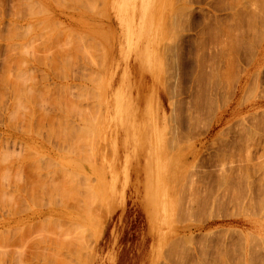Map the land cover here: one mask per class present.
Segmentation results:
<instances>
[{
	"label": "rangeland",
	"instance_id": "obj_1",
	"mask_svg": "<svg viewBox=\"0 0 264 264\" xmlns=\"http://www.w3.org/2000/svg\"><path fill=\"white\" fill-rule=\"evenodd\" d=\"M57 1L0 0V264H264V0Z\"/></svg>",
	"mask_w": 264,
	"mask_h": 264
},
{
	"label": "bare ground",
	"instance_id": "obj_2",
	"mask_svg": "<svg viewBox=\"0 0 264 264\" xmlns=\"http://www.w3.org/2000/svg\"><path fill=\"white\" fill-rule=\"evenodd\" d=\"M56 1H57V0H56ZM58 1H59V0H58ZM58 1H57V2H58ZM89 1H91V0H89ZM237 1H238V0H237ZM258 1H259V0H258ZM258 1H257V2H258ZM99 2H100V1H99ZM101 2H102V1H101ZM255 2H256V1H255ZM255 2H254V3H255ZM262 2H263V1H262ZM60 3H61V2H60ZM87 3H89V2H87ZM243 4H244V3H243ZM257 4H258V3H257ZM259 4H260V3H259ZM58 5H59V4H58ZM87 6H89V5L87 4ZM90 6H91V5H90ZM90 6H89V7H90ZM91 8H92V7H91ZM93 8H94V7H93ZM257 8H258V6H257ZM255 11H256V10H255ZM255 11H254V12H255ZM257 11H258V9H257ZM257 11H256V12H257ZM104 12H105V11H104ZM256 12H255V13H256ZM105 13H106V12H105ZM102 14H103V12H102ZM259 14H260V13H259ZM243 16H244V15H243ZM105 19H106V18H105ZM54 22H55V21H54ZM55 23H56V22H55ZM38 24H39V23H38ZM17 27H18V26L16 25V28H17ZM47 28H48V27H47ZM65 30H66V29H65ZM228 30H229V29H228ZM226 31H227V30L224 29V33H225ZM230 32H231V31L229 30V31H228L227 33H225V34H227V36H228V33H230ZM70 33H71V32H70ZM44 34H47L46 31H45ZM68 34H69V33H68ZM68 34H67V35H68ZM72 34H73V33H72ZM42 35H43V33H42ZM69 35H70V34H69ZM76 35H77V34H76ZM230 35H231V34H230ZM45 36H46V35H45ZM82 36H83V35H82ZM82 36H81V37H82ZM224 36H225V35H224ZM227 36H225V37H227ZM40 37H41V36H40ZM43 37H44V36H43ZM76 37H78V36H76ZM229 37H230V36H229ZM66 38H67V37H66ZM68 38H69V37H68ZM71 38H72V37H71ZM78 38H79V37H78ZM82 38H83V37H82ZM45 39H46V38H45ZM89 39H90V38H89ZM223 39H224V38H223ZM225 39H226V38H225ZM228 39H229V38H228ZM43 40H44V39H43ZM70 40H71V39H70ZM75 40H76V39H75ZM226 40H227V39H226ZM226 40H223V41H226ZM46 41H47V40H46ZM71 41H72V40H71ZM83 41H84V40H83ZM227 41H228V40H227ZM56 42H57V41H56ZM80 42H81V40H80ZM220 42H221V41H220ZM228 42H229V41H228ZM50 43H51V41H50ZM68 43H70V42H68ZM68 43H66V44H68ZM74 43H75V42H74ZM85 43H86V41H85ZM223 43H225V42H221L220 44H223ZM231 43H232V42H231ZM63 44H64V43H63ZM218 44H219V43H218ZM220 44L217 45V46H220ZM53 45H54V43H53ZM61 45H62V44H61ZM61 45H59L60 48H62ZM68 45H69V44H68ZM223 45H225V44H223ZM230 45H231V44H230ZM75 46H76V44H75ZM87 46H88V47H91V45L89 46V44H87ZM97 46H98V44H97ZM12 47H13V46H12ZM54 47H55V46H54ZM57 47H58V46H57ZM69 47H70V46H69ZM72 47H73V46H72ZM225 47H227V45H225ZM65 48H67V47H65ZM96 48H97V47H96ZM96 48H95V51H96ZM221 48H222V47H221ZM90 49H92V48H89V50H90ZM93 49H94V47H93ZM218 49H219V48H218ZM222 49H223V48H222ZM225 49H226V48H225ZM49 50H50V48H49ZM61 50H62V49H61ZM61 50H60V51H61ZM75 50H78V48L75 49ZM97 50H98V49H97ZM220 50H221V49H220ZM227 50H229V49L227 48ZM227 50H226V51H227ZM56 51H57V50H56ZM62 51H63V50H62ZM70 51H71V50H70ZM78 51H82V50L79 49ZM91 51H92V50H91ZM218 51H219V50H218ZM226 51H225V53H226ZM50 52H51V50H50ZM57 52H58V51H57ZM64 52H65V51H64ZM83 52H84V51H83ZM97 52H99V50H98ZM222 52H223V50H222ZM51 53H52V52H51ZM227 53H228V52H227ZM54 54H55V53H54ZM56 54H57V53H56ZM84 54H85V52H84ZM84 54H83V55H84ZM217 54H218V53H217ZM220 54H221V53H220ZM61 55H62V54H61ZM99 55H100V53H99ZM101 55H102V54H101ZM36 56H37V55H36ZM64 56H65V55H64ZM90 56H91V55H90ZM93 56H94V55H93ZM218 56H219V55H218ZM55 57H56V56H55ZM59 57H60V56H59ZM65 57H66V56H65ZM84 57H85V56H84ZM88 57H89V56H88ZM95 57H96V55H95ZM219 57H220V56H219ZM219 57H217V59H218ZM222 57H223V55H222ZM226 57H227V55H225V58H226ZM51 58L53 59V57H51ZM67 58H68V56H67ZM96 58H98V57H96ZM225 58H224V60H225ZM227 58H228V57H227ZM61 59H62V58H61ZM64 59H65V58H64ZM69 59H70V58H69ZM98 59H100V57H99ZM101 59H102V57H101ZM85 60H86V59H85ZM94 60H96V59H94ZM220 60H221V59H219V61H220ZM54 61H55V60H54ZM58 61H59V60H58ZM91 61H92V59H91ZM225 61H226V60H225ZM100 62H102V60H101ZM100 62L97 63V61H96L97 64H100ZM89 63H90V61H89ZM96 63H95V64H96ZM58 64H59V63H58ZM90 64H91V63H90ZM92 64H94V63L92 62ZM215 64H216V63H215ZM17 65H18V64H17ZM17 65H16V66H17ZM16 66H15V67H16ZM82 66H83V65H82ZM214 66H215V65H214ZM58 67H59V66H58ZM101 68H103V67L101 66ZM210 68H211V67H210ZM214 68H215V67H213V69H214ZM18 69H19V68H18ZM61 69H62V68H61ZM99 69H100V68H99ZM19 70H20V69H19ZM58 70H59V69H58ZM89 71H90V70H89ZM9 72H10V71H9ZM17 72H18V71H17ZM84 72H85V71H84ZM211 72H212V71H211ZM217 72H218V70H217L215 73H217ZM92 73H95V71L92 72ZM62 74H63V73H62ZM212 74H213V73H212ZM7 75H8V74H7ZM9 75H10V73H9ZM9 75H8V76H9ZM95 75H96V74H95ZM215 75H216V74H215ZM59 76H60V75H59ZM63 76H64V74H63ZM83 76H84V77H82V78H84V79L87 77V76L85 77V75H83ZM97 76H98V75H97ZM217 76H218V75H217ZM62 78H63V77H62ZM88 78H89V77H88ZM214 78H215V77H214ZM94 79H96V78H94ZM85 80H86V79H85ZM241 80H242V77H241V78H238V82H239V83L241 82ZM7 83H8V82H7ZM247 83H248V82H247ZM11 84H12V83H11ZM2 85H3V84H2ZM13 85H14V84H13ZM73 86H74V85H73ZM4 87H5V86H4ZM13 87H14V86H13ZM54 87H55V86H54ZM63 87H64V86H63ZM87 87H88V86H87ZM59 88H60V86H59ZM65 88H66V87H65ZM68 88H69V87H68ZM68 88H67V89H68ZM16 89H17V88H16ZM73 89H74V87H73ZM89 89H90V87H89ZM236 89H238V86L235 87V90H233V93L236 92ZM57 90H58V89H57ZM15 91H16V90H15ZM93 91H94V90H93ZM50 92H51V91H50ZM70 92H71V90H70ZM70 92H69V93H70ZM18 93H19V90H18ZM26 93H27V91H26ZM53 93H54V92H53ZM242 93H243V92H242ZM14 94H15V93H14ZM45 94H46V93H45ZM83 94H84V93H83ZM72 95H73V94H72ZM77 95H78V94H77ZM87 95H88V94H87ZM91 95H92V94H91ZM94 95H95V94H94ZM99 95H100V94H99ZM233 95H234V94H233ZM15 96H16L15 99H17V100H16V102H17V101H18L17 92H16ZM50 96H53V95H50ZM78 96H79V95H78ZM240 96H242V95H239V98H241ZM28 97H29V96H28ZM30 97H31V96H30ZM57 97H58V96H57ZM67 97H68V96H66V100H67ZM80 97H82V96L80 95L78 98H80ZM87 98H88V97H87ZM92 98H93V97H92ZM96 98H97V97H96ZM84 99H86V98H84ZM53 100H54V99H53ZM69 100H70V99H69ZM60 101H61V100H60ZM18 102H19V101H18ZM67 102H69V101H67ZM15 104H16V103H15ZM53 104H54V103H53ZM16 105H18V104H16ZM74 105H75V104H74ZM96 106H97V105H96ZM79 107H80V106H79ZM80 108H81V107H80ZM91 109H92V107H91ZM89 110H90V109H89ZM79 111H80V110H79ZM79 111H77L78 114H79ZM69 112H70V111H69ZM71 114H73V113H71ZM78 114H76V115H78ZM76 115H75V116H76ZM79 115H81V114H79ZM72 116H73V115H72ZM77 117H78V116H77ZM85 117H86V116H85ZM78 119H79V118H78ZM78 119H77V120H78ZM82 119H83V118H82ZM196 120H197V119H196ZM216 120H217V119H214V120L210 121L209 126L211 127L215 122H218V121H219V120H218V121H216ZM82 121H83V120H82ZM97 123H98V121H97ZM97 123H95V124H97ZM87 124H88V122H87ZM92 124H93V123H92ZM191 126H192V124H191ZM74 127H75V126H74ZM79 127H80V126H79ZM71 128H72V127H71ZM74 129H75V128H74ZM76 129H77V128H76ZM94 130H95V129H94ZM80 131H81V130H80ZM74 132H75V131H74ZM205 132H206V131H205ZM70 133H71V132H70ZM72 133H73V132H72ZM72 133H71V134H72ZM171 133H172V132H171ZM67 134H69V133H67ZM75 134H76V133H75ZM75 136H78V135H75ZM91 136H92V135H91ZM83 137H84V136H83ZM88 137H89V136H88ZM92 137H93V136H92ZM70 138H71V137H69V139H70ZM76 138H77V137H76ZM185 138H186V137H185ZM185 138L183 137V139H185ZM189 138H190V137H189ZM88 139H89V138H88ZM180 139H181V138H180ZM70 140H71V139H70ZM74 140H75V139H74ZM89 140H90V139H89ZM166 140H167V139H166ZM74 142H75V141H74ZM79 142H81V141H79ZM83 142H84V141H83ZM182 142H183V141H182ZM182 142H181V143H182ZM185 142H187V141H185ZM197 142H200V141H197ZM86 143H87V142H86ZM86 143H85V144H86ZM189 143H190V141H189ZM76 144H77V142H76L74 145H76ZM87 144H88V143H87ZM91 144H92V143H91ZM190 144L193 145V150H192V152L195 153V154L193 155V157H194L195 155L198 154V149H199V148H197V146H196V141H195V143H193V144L190 143ZM198 144H199V143H198ZM198 144H197V145H198ZM70 145H71V144H70ZM78 145H79V144H78ZM80 145H81V144H80ZM80 145H79V146H80ZM186 145H187V144H184V143H183V146L186 147ZM203 145H204V144H203ZM81 146H82V145H81ZM81 146H80V147H81ZM87 147L89 148V146H87ZM180 147H181V145L179 146V148H180ZM189 147H190V145H189ZM189 147H188L187 149H190ZM200 147H201V145H200ZM74 148H75V146H74ZM77 148H79V147L77 146ZM179 148H178V150H179ZM108 149H109V148H108ZM182 149H183V147H182ZM74 150H76V149H74ZM86 150H87V149H86ZM68 151H69V150H68ZM77 151H78V150H77ZM179 151H181V152H179V154H180V153H182V151H184V150H179ZM1 152H3V151H1ZM177 152H178V151H177ZM71 153H72V152H71ZM87 153H88V152H87ZM87 153H85V154H87ZM79 155H80V154H79ZM89 155H90V154H89ZM176 155H177V154H176ZM83 156H84V154H83ZM178 156H179V155H178ZM178 156L176 157L177 159H179L181 155H180L179 157H178ZM187 157H188V156H187ZM3 159H4V158H3ZM87 159H88V158H87ZM173 159H174V158H173ZM222 159H223V158H222ZM222 159H221V160H222ZM90 161H91V160H90ZM34 162H35V161H34ZM34 162H33V163H34ZM93 162H94V161H93ZM177 162H178V160H177ZM177 162H176L175 165H176L177 167L181 166V165H177V164H178ZM36 163H37V162H36ZM182 164H183V163H182ZM95 165H96V164H95ZM34 166H35V165H34ZM98 166H99V165H98ZM176 166H175V170H176ZM35 167H36V166H35ZM181 167H182V166H181ZM181 167H180V169H181ZM190 167H191V166H190ZM188 168H189V166H188ZM178 169H179V168H178ZM98 170H100V169H98ZM181 170H183V168H182ZM187 170H188V169H186V173H187ZM177 171H178V170H177ZM177 171H175V173H177ZM180 172H183V173H184L185 171L183 170V171H180ZM180 172H178V173H180ZM178 173H177V174H178ZM183 173H182V174H183ZM4 174H5V173H4ZM4 174L2 175V177L4 176V179H6ZM182 174H180L179 176L181 177ZM69 175H70V174H69ZM185 175H186V174H184V176H185ZM6 176H7V175H6ZM78 176H79V175H78ZM72 179H73V178H72ZM83 179H85V177H84ZM86 179H88V178H86ZM86 179H85V180H86ZM61 180L63 181V179H61ZM85 180H83L84 183H86ZM2 181H3V180H2ZM27 181H28V180H27ZM43 181H44V180H43ZM71 181H72V180H71ZM71 181L69 180V182H71ZM36 182H37V181H36ZM36 182H35V183H36ZM67 182H68V181H67ZM30 183H32V182H30ZM33 183H34V182H33ZM76 183H77V182H76ZM84 183H82V185H83ZM92 183H93V182H92ZM67 184H68V183H67ZM32 185H33V184H32ZM91 185H92V184H91ZM2 186H3V185H2ZM4 186H5V185H4ZM67 186H68V185H67ZM75 186H76V185H75ZM77 186H78V185H77ZM42 187H43V186H42ZM57 187H58V186H57ZM3 188H4V187H3ZM24 188H25V187H24ZM29 188H30V187H29ZM68 188H69V187H68ZM73 188H74V183H73ZM73 188H72V189H73ZM75 188H76V187H75ZM78 188H81V187H78ZM78 188H77V189H78ZM64 189H65V187H64ZM82 189H83V188H82ZM86 189H88V188H86ZM52 190H53V189H52ZM59 190H60V189H59ZM62 190H63V187H62ZM90 190H91V189H90ZM72 191H73V190H72ZM72 191H71V192H72ZM76 191H77V190H76ZM83 191H84V190H83ZM86 191H87V190H86ZM91 191H92V190H91ZM93 191H94V190H93ZM69 192H70V191H69V189H68V193H69ZM79 192H80V191H79ZM81 192H82V191H81ZM84 192H85V191H84ZM2 193H3V191H2ZM66 193H67V192H66ZM82 193H83V192H82ZM50 194H51V193H50ZM63 194H65V193H63ZM69 194H70V193H69ZM72 194H73V192H72ZM72 194H71V195H72ZM74 194H75V192H74ZM90 194H91V193L88 192L87 194H84V195H87V198H88V199H93V198L96 196V195H94L92 198H90V197L93 195V192H92V195H90ZM94 194H95V193H94ZM0 195H1V193H0ZM84 195H83V196H84ZM60 196H61V195H60ZM73 196H75V195H73ZM76 196H78V195H76ZM88 196H90V197H88ZM68 197H69V196H68ZM85 197H86V196H84V198H85ZM56 198H57V197H56ZM81 198H83V197H82V194H81ZM84 198H83L82 200H84V203L87 201V204H88L89 200H88L87 198H85V199H84ZM62 199H63V197L61 198L60 202L62 201ZM64 199H65V200L62 201L61 204H63L64 202L68 201V200H67V197H64ZM69 199H70V198H69ZM76 199H77V198H76ZM95 199H96V197H95ZM85 200H86V201H85ZM97 200H98V199H97ZM90 201H91V200H90ZM92 201H93V200H92ZM57 202H58V201H57ZM60 202H59V203H60ZM70 202H71V200H70ZM70 202H69V203H70ZM74 202H75V201H74ZM77 202H78V201H77ZM77 202H76V203H77ZM79 202H81L80 198H79ZM94 202L96 203V202H98V201L94 200ZM69 203H68V204H69ZM76 203H75V204H76ZM92 203H93V202L90 203L91 205L89 204L90 206H89V205H88V206L86 205L87 209H86V207H85V209L83 208L84 205L81 206V208H83L84 213H88V212H85V210L88 211V207H91V206L93 205ZM48 204H49V203H48ZM66 204H67V203H66ZM75 204H74V205H75ZM81 204H82V203H81ZM85 204H86V203H85ZM98 204H99V203H98ZM71 205H72V204H69L68 206H71ZM76 205L79 206L78 203H77ZM76 205H75V207H76ZM68 206L66 205L67 209H68ZM78 206H77V208H78ZM95 206H96V204H95ZM1 207H2V206H1ZM63 207H64V205H63ZM69 208H70V207H69ZM71 208H72V206H71ZM92 208H93V207H92ZM92 208H90V209L92 210ZM102 208H103V207H102ZM73 209H74V208H73ZM75 209H76V208H75ZM79 209H80V208H78V209H76V210H79ZM90 209H89V213H92V211H91ZM94 209H96V207H94ZM51 210H52V209H51ZM76 210H75V211H76ZM80 210H81V209H80ZM80 210H79L78 212H81ZM97 210H98V209H97ZM83 211H82V213H83ZM90 211H91V212H90ZM53 212H54V211L52 210L51 213H53ZM78 212H77V213H78ZM96 212H97V211H96ZM82 213H80V214L82 215ZM70 217H71V216H70ZM46 218H47V217H46ZM71 218H72V217H71ZM54 219H55V218L53 217V222H54ZM56 219H57V218H56ZM38 220H39V219H38ZM43 220H44V218H43ZM49 221H50V220H49ZM57 221H58L57 223H60V222H62V219H58ZM59 221H60V222H59ZM93 221H95V220H93ZM37 222H38V221H37ZM40 222H41V220H40ZM66 222H67V221L65 220V223H66ZM95 222H96V221H95ZM95 222H94V223H95ZM33 223H34V222H33ZM97 223H99V222H97ZM39 224H40V223H39ZM60 224H61V223H60ZM62 224H63V223H62ZM67 224H68V222H67ZM67 224H66V225H67ZM72 224L75 225V226H72V227H71L70 224L68 225V227L70 226L69 228H70V229L72 228V230H73L74 227L76 228V227L78 226V225H76L75 223H72ZM44 225H45V224H44ZM63 225H65V224H63ZM49 226L51 227V225H49ZM49 226H48V227H49ZM61 226H62V225H61ZM61 226H60V227H61ZM45 227H46V225H45ZM79 227H80V226H79ZM69 228H67V230H70ZM77 228H78V227H77ZM80 228H81V232H82V227H80ZM23 229H24V228H23ZM41 230H42V229H41ZM55 230H56V229H55ZM55 230H54V231H55ZM79 230H80V229H79ZM79 230L77 229V231L74 230V231H71V232H73V234L75 235L77 232H79ZM63 231H64V230L60 231V234L63 235V234H64V233H62ZM35 232H36V231H35ZM39 232H41V231H39ZM44 232H45V228H44ZM57 232H59V231H57ZM66 232H67V231H66ZM68 232H69V231H68ZM71 232H70V235H69V236H72V233H71ZM75 232H76V233H75ZM81 232H80V233H81ZM38 234H39V233H38ZM55 234H56V233H55ZM58 234H59V233H58ZM78 234H79V233H77L76 235L78 236ZM81 234H83V233H81ZM81 234H80V235H81ZM22 235H23V234H22ZM25 235H26V234H25ZM28 235H29V234H28ZM56 235H57V234H56ZM65 235H66V236H65ZM65 235H63L64 237L61 236V235H59V236H61V239L63 238L62 240H63L64 242H65L66 240H68L69 238H72V237L74 236V235H73L72 237H69L68 239H64L65 237H68V236H67L68 233H67V234L65 233ZM249 235H252V234H249ZM54 236H55V235H54ZM59 236H58V238H59ZM77 236H76V237H77ZM82 236H83V235H81V238H80V236H78L79 239H77L76 241H79V243H81L82 241H80V239H82V238L84 239V237H82ZM85 236H86V235H85ZM37 237H38V236H37ZM87 237H88V236H87ZM251 237H252V236H251ZM251 237H250V239H251ZM253 237H254V236H253ZM25 238H26V237H25ZM41 238H42V237H41ZM53 238H54V237H53ZM55 238H56V236H55ZM28 239H29V238H28ZM32 239H33V238H31V240H32ZM75 239H76L75 236H74V239H73V240H72V239H69V240H72V241H73V242H72V241H69V244H70V245H73ZM260 239H262V237H261ZM46 240H47V239H46ZM52 240H53V239H52ZM52 240H50L49 242L52 243ZM56 240H57V239H56ZM62 240H60V241L62 242ZM33 241H34V240H33ZM54 241H55V240H54ZM76 241H75V242H76ZM24 242H25V241H24ZM56 242H57V241H56ZM64 242L61 243V244H62V245L65 244ZM71 242H72V243H71ZM47 243H48V242H47ZM256 243H257V242H256ZM54 244H56V243H54ZM54 244H53V245H54ZM61 244H58V246L60 247ZM74 244H75V243H74ZM83 244H84V243H83ZM257 244H258V243H257ZM259 244H260V243H259ZM56 245H57V244H56ZM62 245H61V246H62ZM66 245L69 247L67 241H66ZM66 245H65V248H66V250H67L68 247H66ZM80 245H82V244H80ZM63 246H64V245H63ZM63 246H62V247H63ZM261 246H262V244H261ZM59 247H58V248H59ZM74 247H75L76 250H79V249H80V246H79V248H78V245H76V244L73 245V247H72L71 249L69 248L68 251L71 253V255L73 254V256H74V252H75V254L79 253V251L76 253V250L74 249ZM76 247H77V248H76ZM246 247H247V246H246ZM44 248H45V247H44ZM249 248H250V247H249ZM49 249H52V248H49ZM49 249H47V250L49 251ZM59 249H63V248H59ZM72 249L75 250V251H73ZM81 249H82V247H81ZM44 250H45V249H43V251H44ZM54 250H55V249H54ZM64 250H65V249H64ZM248 250H249V249L246 250V252H247L246 255H247V256H248V253H249ZM35 251H36V250H35ZM45 251H46V250H45ZM51 251H52V250H51ZM82 251H83V250H82ZM49 252H50V251H49ZM57 252H59V251H57ZM72 252H73V253H72ZM40 253H41V252H40ZM40 253H39V254H40ZM42 253H43V252H42ZM54 253H55V251H54ZM54 253H53V254H54ZM34 254H35V253H34ZM39 254H38V255H39ZM50 254H51V253H50ZM53 254H51V256H52ZM58 254H59V253H58ZM58 254H57V255H58ZM61 254H62V255H61ZM61 254H59L60 257H61V256L63 257L64 255H66L67 257H69L67 254H65V253H63V252H61ZM81 254H82V252H81ZM81 254L79 253V255H81ZM83 254H84V252H83ZM54 255H55V254H54ZM54 255H53V256H54ZM79 255H76L75 257L78 258ZM39 256H40V255H39ZM39 256H38V257H39ZM53 256H52V257H53ZM55 256H56V255H55ZM42 257H44V256H42ZM48 257H49V259H50V256H48ZM80 257H81V259L83 258V256H80ZM54 258H55V257H53V259H54ZM41 259H42V258H41ZM45 259H46V258H43V260H45ZM55 259H56V258H55ZM55 259H54V260H55ZM57 259H58V258H57ZM60 259H62V258H60ZM65 259H67V260H68V259L71 260V259H73V258H71V257H70V258L63 257L62 260H64V262H65ZM54 260L52 261V259H51L52 262H54ZM83 260H84V259H83ZM37 261H38V260H37ZM51 261H50V262H51ZM56 261H58V260H56ZM56 261H55V262H56ZM59 262H60V261H59ZM66 262H67V261H66ZM66 262H65V263H66ZM78 262H79V261H78ZM78 262H77V263H78ZM67 263H68V262H67ZM77 263H76V260H75V264H77ZM246 263H247V261H246ZM42 264H44V263H42ZM53 264H55V263H53ZM57 264H58V263H57ZM83 264H84V263H83Z\"/></svg>",
	"mask_w": 264,
	"mask_h": 264
}]
</instances>
